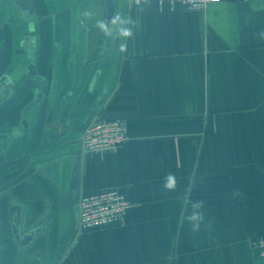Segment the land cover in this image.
I'll return each instance as SVG.
<instances>
[{
	"label": "crops",
	"instance_id": "obj_1",
	"mask_svg": "<svg viewBox=\"0 0 264 264\" xmlns=\"http://www.w3.org/2000/svg\"><path fill=\"white\" fill-rule=\"evenodd\" d=\"M32 1L33 16L0 0V77L16 87L0 101V264H264L250 245L264 235V0H118L130 39L93 32L102 0ZM33 62L48 88L25 130ZM95 103L127 127L116 151L82 148ZM75 179V199L121 190L124 223L80 231L78 199L63 204Z\"/></svg>",
	"mask_w": 264,
	"mask_h": 264
},
{
	"label": "built area",
	"instance_id": "obj_2",
	"mask_svg": "<svg viewBox=\"0 0 264 264\" xmlns=\"http://www.w3.org/2000/svg\"><path fill=\"white\" fill-rule=\"evenodd\" d=\"M130 1L134 3V0ZM157 1L162 5L167 2L172 6L179 3L189 10H204L211 4L222 2L221 0ZM80 139L85 152L104 154V152L116 151L129 140V137L127 127L122 121H110L96 116L85 125ZM77 205L80 231L124 223L132 207V203L122 191L114 188L93 194H81ZM250 245L264 258V235L253 237Z\"/></svg>",
	"mask_w": 264,
	"mask_h": 264
},
{
	"label": "water",
	"instance_id": "obj_3",
	"mask_svg": "<svg viewBox=\"0 0 264 264\" xmlns=\"http://www.w3.org/2000/svg\"><path fill=\"white\" fill-rule=\"evenodd\" d=\"M14 2V4L18 7V9H20L24 14H28V15H34L36 12V9L34 8L35 5L33 3L32 0H12ZM103 3L105 4V6H107V15H108V24L111 22L113 15L115 14L118 5L117 2L118 0H102ZM29 78H31L34 82V84L36 85V98H34V100H32V102H30L29 104L26 105V107L24 108L22 117H23V125L25 128V130L28 127V114L35 109L37 106H39L44 100V96L45 93L47 91L48 88V83L47 80L44 79L42 76L37 75V69H36V65L35 62H33L29 67H28V72L27 74ZM98 103H95L91 109V114L89 115V118L86 120V122L83 124V126H85V124H87L90 119L93 117L94 115V110L97 107ZM65 113H61L60 116H63ZM61 118H64L61 117ZM69 122L70 119L67 117L64 120V126L66 128L69 127ZM81 135V134H80ZM81 153V152H79ZM80 155V154H79ZM4 156V155H3ZM75 183L73 182L69 188L68 191H66L64 197H63V204L64 206H67L68 208H73L75 206V202L76 199L79 198L78 197L75 199V191L78 190V183L77 180H74Z\"/></svg>",
	"mask_w": 264,
	"mask_h": 264
},
{
	"label": "clouds",
	"instance_id": "obj_4",
	"mask_svg": "<svg viewBox=\"0 0 264 264\" xmlns=\"http://www.w3.org/2000/svg\"><path fill=\"white\" fill-rule=\"evenodd\" d=\"M135 5L140 11H143L144 6L149 5L151 3V0H134ZM112 25L116 27V30L120 37L124 39H130L133 37L134 33L132 31L131 27H127L125 25L129 24V21L122 19L121 17L117 16L112 20ZM98 27L106 32L111 34L112 29L108 27L104 22H100L98 24ZM126 46L122 45L121 50H125ZM178 180L174 173L168 172L163 180V188L167 192H175L177 189ZM194 207H199V205H194ZM190 222H193V230H196L199 227L198 223H195L194 221H198L202 219V216L200 215H194L193 217H190Z\"/></svg>",
	"mask_w": 264,
	"mask_h": 264
},
{
	"label": "flooded vegetation",
	"instance_id": "obj_5",
	"mask_svg": "<svg viewBox=\"0 0 264 264\" xmlns=\"http://www.w3.org/2000/svg\"><path fill=\"white\" fill-rule=\"evenodd\" d=\"M104 6H105V4H103ZM20 10V9H19ZM117 10H118V8H117ZM117 10H116V12H115V14L113 15V17H112V20L114 19V18H116L117 17V15H118V13H117ZM20 12H21V10H20ZM30 19V18H29ZM112 20H111V22H112ZM30 21H32V19H30ZM100 22H104L106 25H108V27L109 28H111V26H113L112 25V23L110 22L109 24H108V15H107V6H105V12L103 13V16H99V19L96 21V23H95V25H94V30H93V32L97 35V36H100V35H102L103 33H105L104 31H102L99 27H98V24L100 23ZM33 32V29H32V26L30 25V31H29V33H27V34H24L23 36V39H22V41L23 42H25L26 43V41H28L29 40V38H30V34ZM101 39V38H100ZM103 39H101V40H98L97 42H96V46H97V48H96V50H95V53H94V55H97L98 53H99V46H98V44H100V42L102 41ZM32 50L33 49H19L18 50V52L20 53V52H22V53H28L29 55H32L31 54V52H32ZM83 59H85V58H83ZM86 61H87V58H86ZM11 90H10V89ZM16 87L12 84V82H11V80L9 79V76L8 77H0V101H2V100H4V99H11L12 97H13V95H14V89H15ZM91 89H93V91L95 90V88H94V86L91 88ZM78 201V200H77Z\"/></svg>",
	"mask_w": 264,
	"mask_h": 264
}]
</instances>
